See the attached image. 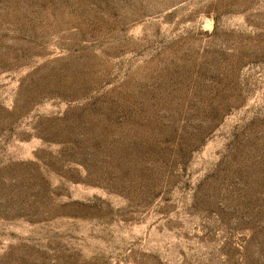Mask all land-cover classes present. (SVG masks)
Here are the masks:
<instances>
[{
  "label": "rangeland",
  "instance_id": "obj_1",
  "mask_svg": "<svg viewBox=\"0 0 264 264\" xmlns=\"http://www.w3.org/2000/svg\"><path fill=\"white\" fill-rule=\"evenodd\" d=\"M0 264H264V0H0Z\"/></svg>",
  "mask_w": 264,
  "mask_h": 264
}]
</instances>
